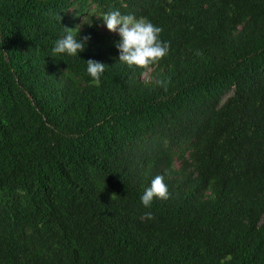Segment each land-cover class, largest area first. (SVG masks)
I'll list each match as a JSON object with an SVG mask.
<instances>
[{
	"label": "trees",
	"instance_id": "1",
	"mask_svg": "<svg viewBox=\"0 0 264 264\" xmlns=\"http://www.w3.org/2000/svg\"><path fill=\"white\" fill-rule=\"evenodd\" d=\"M113 10L163 29L151 72ZM0 264H264V0H0Z\"/></svg>",
	"mask_w": 264,
	"mask_h": 264
},
{
	"label": "clouds",
	"instance_id": "2",
	"mask_svg": "<svg viewBox=\"0 0 264 264\" xmlns=\"http://www.w3.org/2000/svg\"><path fill=\"white\" fill-rule=\"evenodd\" d=\"M59 19L61 21V16ZM102 22L109 32L119 35L120 40L116 44L120 53L119 61L130 68H139L142 72L149 73L169 54L170 44L160 38L163 29L144 17L123 15L119 10H113L103 14ZM76 29L64 27L65 35L55 41L52 50L54 55L66 54L70 57H77L86 50L91 37H81L80 30L77 36L74 34ZM86 63L88 75L93 83L99 86L101 77L108 66L91 59ZM114 196L117 195L113 194ZM155 199L162 201L170 199L169 188L162 175H157L152 179L151 186L144 191L141 197V202L145 208H150ZM143 218L152 220L154 216L149 211L144 214Z\"/></svg>",
	"mask_w": 264,
	"mask_h": 264
},
{
	"label": "rangeland",
	"instance_id": "3",
	"mask_svg": "<svg viewBox=\"0 0 264 264\" xmlns=\"http://www.w3.org/2000/svg\"><path fill=\"white\" fill-rule=\"evenodd\" d=\"M92 17L93 15L81 17L78 22L79 29H82L84 28V26L89 25L91 23ZM104 31H108L106 26H104Z\"/></svg>",
	"mask_w": 264,
	"mask_h": 264
}]
</instances>
